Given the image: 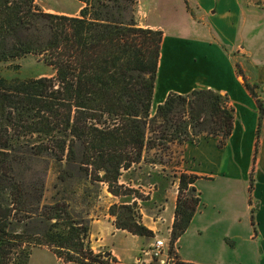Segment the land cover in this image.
<instances>
[{
	"label": "trees",
	"instance_id": "trees-1",
	"mask_svg": "<svg viewBox=\"0 0 264 264\" xmlns=\"http://www.w3.org/2000/svg\"><path fill=\"white\" fill-rule=\"evenodd\" d=\"M77 1L83 5L79 15L68 17L45 13L35 0H0V64L32 55L52 69V76L40 78L0 74V264H29L34 247L65 263L119 264L93 252L91 219L74 217L65 198L42 206V194L35 195L37 207L26 215L15 165L48 155L59 165L56 195L78 180L103 183L122 199L134 191L119 184L120 176L144 152L201 137L217 138L223 147L233 130L227 97L211 90L170 93L151 115L162 32L137 25L136 0ZM257 104L259 129L264 106ZM197 179L179 177L169 246L175 260V243L199 205L198 196L183 200L182 194L195 193ZM123 209L113 214L117 229L152 237Z\"/></svg>",
	"mask_w": 264,
	"mask_h": 264
},
{
	"label": "crops",
	"instance_id": "crops-1",
	"mask_svg": "<svg viewBox=\"0 0 264 264\" xmlns=\"http://www.w3.org/2000/svg\"><path fill=\"white\" fill-rule=\"evenodd\" d=\"M35 2L45 13L68 17L83 7L77 0ZM135 21L163 34L152 110L170 93L211 90L226 96L234 111L223 147L214 137L180 146L185 173L198 178L199 205L175 243V261L264 264V116L258 129L257 104L264 106V0H136ZM90 233L91 249L119 264H160L139 259L152 240L117 229L113 221L92 219Z\"/></svg>",
	"mask_w": 264,
	"mask_h": 264
},
{
	"label": "rangeland",
	"instance_id": "rangeland-1",
	"mask_svg": "<svg viewBox=\"0 0 264 264\" xmlns=\"http://www.w3.org/2000/svg\"><path fill=\"white\" fill-rule=\"evenodd\" d=\"M0 74L8 79L40 78L52 76V69L45 65L41 58L28 55L7 64H0ZM239 80L243 81V78L240 77ZM154 112L155 110H151V115ZM180 146L169 145L167 151H146L139 164L134 165L129 171L122 172L119 184L134 191L122 199L112 196L103 183L89 185L78 180L72 184L69 183L67 187L63 186L56 195L58 189H55L54 185L59 165L48 155L32 158L22 166L18 164L14 166L23 186V193H25L22 209L26 215H29L28 212H32L37 207L35 195L38 196L41 193L42 206L51 204L55 196L60 199L65 198L70 206L69 211L74 217L84 222L88 219L94 221L108 219L115 225L116 216L113 214H118L124 210L123 208H128L134 222L152 232V237L146 238L148 242L152 240L153 243L154 239H167L172 230L171 220L175 214L178 198L179 177L183 173L186 174ZM16 155L19 154L16 153ZM190 197L197 198V194L183 192V200L190 199ZM113 206L115 207L112 208ZM90 234L88 241L91 247ZM152 243L140 249L139 259L146 258L142 255V251L147 250ZM48 251L49 249L45 247L32 248L30 262L32 264H61L57 263ZM95 254H103L105 257L108 253L104 251Z\"/></svg>",
	"mask_w": 264,
	"mask_h": 264
},
{
	"label": "built area",
	"instance_id": "built-area-1",
	"mask_svg": "<svg viewBox=\"0 0 264 264\" xmlns=\"http://www.w3.org/2000/svg\"><path fill=\"white\" fill-rule=\"evenodd\" d=\"M170 236V235H169ZM170 237L167 239H154L153 243L147 250L142 251V255L146 258L140 259L143 263L160 261V264L175 263V256L169 254ZM175 251V247H174ZM176 253V251H175Z\"/></svg>",
	"mask_w": 264,
	"mask_h": 264
},
{
	"label": "water",
	"instance_id": "water-1",
	"mask_svg": "<svg viewBox=\"0 0 264 264\" xmlns=\"http://www.w3.org/2000/svg\"><path fill=\"white\" fill-rule=\"evenodd\" d=\"M105 257H108V254H105Z\"/></svg>",
	"mask_w": 264,
	"mask_h": 264
}]
</instances>
